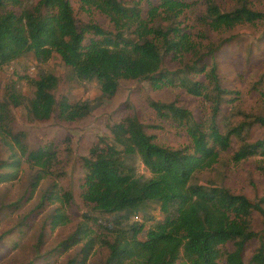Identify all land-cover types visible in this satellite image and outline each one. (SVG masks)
Listing matches in <instances>:
<instances>
[{
  "label": "trees",
  "instance_id": "1",
  "mask_svg": "<svg viewBox=\"0 0 264 264\" xmlns=\"http://www.w3.org/2000/svg\"><path fill=\"white\" fill-rule=\"evenodd\" d=\"M141 1L80 0L85 12L97 10L108 19L113 27L108 30L93 21L78 23L70 0H38L19 14L6 7L19 6L21 0H0V71L29 53L41 64L56 53L75 77L97 81L100 96L72 103L65 96L55 99L54 74L40 68L34 78L23 76L33 88L25 105L35 120H46L55 111L67 121L83 118L99 106L102 98L115 94L120 79H147L155 90L179 86L209 100L211 116L206 123L194 120L176 100L163 103L148 99L160 118L185 126L190 146L170 148L156 143L155 135L146 132V125L130 115L110 126V141L100 137L88 155L81 158L83 201L102 213H116L104 225L105 235L100 238L108 249L102 264H220L222 258L224 264H244L245 246L253 238H258L259 246L249 263L264 264V196L251 201L224 186L191 182L197 171L217 161L219 152L228 148L230 137L241 140L232 155L234 162L256 154L264 156V138L246 142L242 131L249 123L245 121L220 130L216 120L219 104L234 101L238 92L221 87L215 62L207 66L200 60L202 51L211 55L219 46L203 44L196 39L200 33L194 38L180 19L198 0H159L156 4L147 0L144 13ZM203 1L201 24L214 31L254 23L263 17L245 0H237V6L226 11L215 0ZM167 54L177 60L188 56L192 62L182 70H163L161 65ZM198 73L203 74L204 80L189 77ZM6 93L7 100L0 102V139H6L12 155L0 164V168L7 169L0 173V183L16 179L26 162L32 171V193L52 173L57 154L48 145L29 150L22 141L24 133L11 131L9 105L20 106L25 98L14 83L6 86ZM228 95L232 96L226 98ZM253 119L264 124V116ZM138 162L146 173L137 170ZM260 169L264 175V167ZM70 197L53 182L40 195L39 204L64 202ZM149 203L159 206L160 215L150 216L154 222L145 230L143 223L131 219L139 217L138 213ZM253 212L262 216L260 233L251 227ZM49 222L54 228L68 223V217L62 208L55 207ZM92 232L87 223L79 224L57 249L65 252L84 241L78 255L79 262L85 264L95 245ZM227 243L232 244V250L224 248Z\"/></svg>",
  "mask_w": 264,
  "mask_h": 264
},
{
  "label": "rangeland",
  "instance_id": "2",
  "mask_svg": "<svg viewBox=\"0 0 264 264\" xmlns=\"http://www.w3.org/2000/svg\"><path fill=\"white\" fill-rule=\"evenodd\" d=\"M37 1L21 0V5H9L6 9L19 14L23 8L31 9ZM124 1L131 3L137 0ZM149 1L156 4L159 0ZM215 1L225 11L238 4L237 0ZM245 1L250 8L263 14L261 20L214 31L201 24L200 17L205 11L203 0H198L194 6L185 10L180 19L194 38L200 33L196 39L203 44L214 43L219 46L211 55L207 50L202 51L200 60L207 66L215 62L221 87L238 92L234 101H223L219 104L216 120L220 130L225 131L227 127L242 121L248 122L242 136L246 142L252 143L264 138V124L254 122L253 119L254 116H264V0ZM146 2L147 0L140 2L143 13L147 9ZM70 4L78 23L93 21L104 29H113L112 24L99 11L85 12L80 7V0H70ZM191 62L188 56L177 60L173 55L167 54L163 57L161 69L182 70ZM40 68L57 77V86L52 91L56 100L65 96L74 103L95 99L101 94L95 79H78L56 53L42 64L29 53L1 69L0 102L7 100L6 86L11 83L15 84L17 92L25 98V103L20 106L9 105L11 131L24 133L22 141L29 150L38 146H51L57 154V160L52 166V173L41 180L32 193L29 189L32 171L26 162H23L16 179L0 183V264H81L78 252L84 241L65 252L57 248L79 224L85 223L95 236V245L85 264H102L108 249L102 245L100 238L105 235L104 225L116 213H102L83 201L81 192L84 169L81 158L88 155L89 149L100 137L110 141V126L130 115L136 116L146 125V132L155 135L156 143L170 148L190 146L191 139L185 126L172 119L160 118L149 106L148 99L163 103L176 100L178 105L191 113L194 120L206 123L211 116L212 103L202 96L187 93L179 86H165L155 90L147 79H120L115 94L111 98H102L99 106L83 118L67 121L61 119L55 111L46 120H35L31 118L25 105L26 100L32 96L33 88L23 76L34 78ZM189 77L204 80L200 73L191 74ZM240 143L238 137H230L228 148L219 152L217 161L211 167L197 171L191 182L206 186H224L234 193L245 195L251 201L263 197L264 175L260 168L264 167V156L256 154L234 162L232 155ZM11 155L12 150L6 144V139H0V164L9 161ZM137 170L146 173L140 162L137 163ZM6 171V168H0V173ZM53 182L63 192H69L70 199L64 202H44L40 205V195ZM55 207L62 208L68 217V223L52 228L49 215ZM170 213L174 214L173 208ZM159 215V206L149 203L144 211L138 213L139 217H133L131 221L143 223L146 230L154 222L149 217ZM251 227L257 233L263 228L262 216L258 212L252 214ZM140 236L143 237L144 232ZM258 246V238H253L246 244L244 264H250L249 259ZM224 248L230 251L233 246L227 243ZM73 259L77 261L73 262ZM219 263L224 264V259Z\"/></svg>",
  "mask_w": 264,
  "mask_h": 264
}]
</instances>
